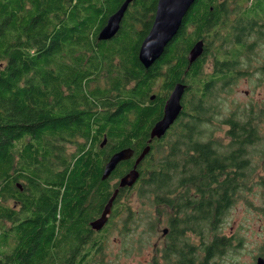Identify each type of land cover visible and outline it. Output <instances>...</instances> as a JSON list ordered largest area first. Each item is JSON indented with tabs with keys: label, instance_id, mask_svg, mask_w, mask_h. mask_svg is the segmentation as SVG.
I'll return each instance as SVG.
<instances>
[{
	"label": "trees",
	"instance_id": "trees-1",
	"mask_svg": "<svg viewBox=\"0 0 264 264\" xmlns=\"http://www.w3.org/2000/svg\"><path fill=\"white\" fill-rule=\"evenodd\" d=\"M88 1L0 0V264H59L60 254L62 264L79 262L95 242L87 198L95 215L113 192L110 182L116 186L127 169L120 163L101 180L104 159L125 147L139 154L160 117L165 97L150 99L157 69L137 57L157 0L130 5L117 42L98 48L110 57L104 62L84 60L94 53L102 11ZM197 1L189 10L195 17L202 11ZM119 2L110 0L108 13ZM167 46L163 64L188 47L178 40ZM179 64L173 70L180 72ZM103 137L106 146L95 150ZM67 142L82 155L73 160ZM157 142L148 168L166 165L164 155L153 159L154 150L162 152Z\"/></svg>",
	"mask_w": 264,
	"mask_h": 264
},
{
	"label": "flooded vegetation",
	"instance_id": "flooded-vegetation-1",
	"mask_svg": "<svg viewBox=\"0 0 264 264\" xmlns=\"http://www.w3.org/2000/svg\"><path fill=\"white\" fill-rule=\"evenodd\" d=\"M123 1L109 13L110 0L88 1L102 8L94 24L97 34ZM198 1L200 14L192 16L189 9L182 21L184 32L180 33V26L168 44L182 41L187 50L176 53L165 64L160 62L161 55L152 64L157 75L151 96L165 97L160 117L175 85H183L178 116L165 135L149 143L152 150L158 140L157 148L162 152L154 150L153 159H163L164 155L166 165L148 168L144 162L147 154L137 167V181L113 202L108 220L99 231L91 229L90 222L101 215L105 204L93 215L92 196L87 198L91 202L86 214L92 230L89 240L95 242L83 250L79 262L71 264H89L94 252L104 248L111 218L134 215L122 197L140 183L150 185L156 225L164 222L163 241L155 243L150 264H236L241 247L233 245L240 244L242 238L252 240L248 264L259 260L264 264V0ZM132 4L140 9V0H132L127 9ZM103 13H108L104 20ZM126 16L127 12L111 39L99 40L96 34L94 53L84 60L109 61L110 57L100 54L98 48L117 42ZM198 41L202 43L201 53L190 63V49ZM114 56L112 61L119 60L120 54ZM61 57L72 60L65 52ZM177 59L178 67H183L180 72L173 70ZM106 144L107 137H103L95 150ZM113 153L104 159L103 168ZM72 154L74 160L82 152ZM138 155L120 162L127 166L121 175L132 168ZM117 186L110 182L112 190ZM240 215L246 225L238 220ZM61 255L59 264L63 263Z\"/></svg>",
	"mask_w": 264,
	"mask_h": 264
},
{
	"label": "water",
	"instance_id": "water-1",
	"mask_svg": "<svg viewBox=\"0 0 264 264\" xmlns=\"http://www.w3.org/2000/svg\"><path fill=\"white\" fill-rule=\"evenodd\" d=\"M131 1L132 0H124L118 9L109 15L105 25L98 32L97 39L107 40L114 37L119 30L120 23ZM194 2L195 0H157L151 27L142 40L137 54L138 60L144 68H149L160 58L165 47L176 35L182 24L183 17ZM201 50L202 43L200 41L196 42L191 47L188 55L190 63L200 55ZM182 92L183 85L180 83L176 84L164 103L160 119L155 121L150 128L148 143L152 142L154 138H161L165 135L169 126L176 119L181 110L180 99ZM151 99H154V95L151 96ZM103 143H105V139ZM149 151L150 145L148 144L136 157L132 168L118 179V186L108 198L101 215L90 222L91 229L99 231L105 226L119 189L131 188L135 184L139 177L137 167ZM134 152L135 151L130 147L121 148L115 151L104 165L101 180L107 179L116 166L122 161L129 160L134 155ZM257 264H262V261L259 260Z\"/></svg>",
	"mask_w": 264,
	"mask_h": 264
},
{
	"label": "rangeland",
	"instance_id": "rangeland-1",
	"mask_svg": "<svg viewBox=\"0 0 264 264\" xmlns=\"http://www.w3.org/2000/svg\"><path fill=\"white\" fill-rule=\"evenodd\" d=\"M75 146V142L65 144L67 152H74ZM150 199V185L146 183H140L122 197V201L129 205L134 215L130 218L124 217L125 215L111 218L104 248L99 253L94 252L89 264H150L155 243H160L157 241L159 239L161 243L163 241L161 228L164 225V222L156 225ZM238 220L243 225L247 224L241 215ZM240 241V244L233 245L241 247V255L235 263L248 264L252 240L242 238Z\"/></svg>",
	"mask_w": 264,
	"mask_h": 264
},
{
	"label": "bare ground",
	"instance_id": "bare-ground-1",
	"mask_svg": "<svg viewBox=\"0 0 264 264\" xmlns=\"http://www.w3.org/2000/svg\"><path fill=\"white\" fill-rule=\"evenodd\" d=\"M152 66V65H151Z\"/></svg>",
	"mask_w": 264,
	"mask_h": 264
}]
</instances>
